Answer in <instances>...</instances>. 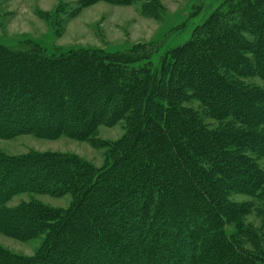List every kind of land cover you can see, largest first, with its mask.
<instances>
[{
	"label": "trees",
	"instance_id": "trees-1",
	"mask_svg": "<svg viewBox=\"0 0 264 264\" xmlns=\"http://www.w3.org/2000/svg\"><path fill=\"white\" fill-rule=\"evenodd\" d=\"M98 1L140 0L78 8ZM224 6L159 63L155 43L61 53L0 43V138L90 141L100 126L125 127L104 142L100 169L71 154L0 153V230L47 233L31 257L0 247V264H264V85L251 82L264 83V0ZM20 193H70L74 205L63 215L36 201L8 207Z\"/></svg>",
	"mask_w": 264,
	"mask_h": 264
},
{
	"label": "rangeland",
	"instance_id": "rangeland-1",
	"mask_svg": "<svg viewBox=\"0 0 264 264\" xmlns=\"http://www.w3.org/2000/svg\"><path fill=\"white\" fill-rule=\"evenodd\" d=\"M228 0H154L155 10L143 11L144 0L131 5H119L98 1L78 8L79 0H0V43L10 47H22L26 43H38L50 53H61L80 48L106 51L138 50L145 44L155 43L158 50L154 61L167 50L185 42L192 31L215 9L225 7ZM251 82L264 85L259 78ZM189 106L201 110L199 102L192 100ZM206 123L216 128L219 123L206 117ZM125 133L124 124L100 126L97 140H78L66 135L55 138L35 134H19L12 138H0V153L20 156L28 153H61L76 155L101 168L108 162L109 144ZM110 160V159H109ZM264 169V158L259 159ZM235 201L251 198L232 195ZM36 201L59 213L66 214L74 205L70 193L57 196L20 193L7 203L18 207ZM247 221L259 227L260 219L252 214ZM229 227V231L232 228ZM46 232L35 237L21 239L0 230V247L19 256L31 257L42 251Z\"/></svg>",
	"mask_w": 264,
	"mask_h": 264
}]
</instances>
